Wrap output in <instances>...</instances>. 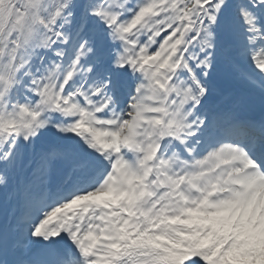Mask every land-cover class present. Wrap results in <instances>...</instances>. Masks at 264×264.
I'll use <instances>...</instances> for the list:
<instances>
[{"label": "snow or ice", "instance_id": "6c2138e0", "mask_svg": "<svg viewBox=\"0 0 264 264\" xmlns=\"http://www.w3.org/2000/svg\"><path fill=\"white\" fill-rule=\"evenodd\" d=\"M0 264H264V0H0Z\"/></svg>", "mask_w": 264, "mask_h": 264}]
</instances>
